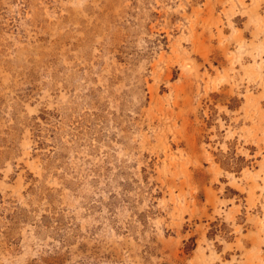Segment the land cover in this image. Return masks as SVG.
I'll return each mask as SVG.
<instances>
[{"label": "rangeland", "instance_id": "374dc122", "mask_svg": "<svg viewBox=\"0 0 264 264\" xmlns=\"http://www.w3.org/2000/svg\"><path fill=\"white\" fill-rule=\"evenodd\" d=\"M0 264H264V0H0Z\"/></svg>", "mask_w": 264, "mask_h": 264}]
</instances>
